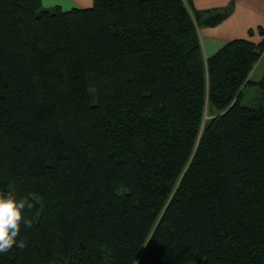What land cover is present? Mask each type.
I'll return each mask as SVG.
<instances>
[{"label":"trees","instance_id":"obj_1","mask_svg":"<svg viewBox=\"0 0 264 264\" xmlns=\"http://www.w3.org/2000/svg\"><path fill=\"white\" fill-rule=\"evenodd\" d=\"M232 7L0 0V264H264V38L198 37Z\"/></svg>","mask_w":264,"mask_h":264},{"label":"crops","instance_id":"obj_2","mask_svg":"<svg viewBox=\"0 0 264 264\" xmlns=\"http://www.w3.org/2000/svg\"><path fill=\"white\" fill-rule=\"evenodd\" d=\"M93 0H41L45 8L60 7L63 10L85 8ZM196 10L222 8L231 1L230 14L215 25L198 28V37L204 58L213 55L226 43L239 38L254 43L264 38V0H186ZM264 57V53L260 56ZM264 71V70H263Z\"/></svg>","mask_w":264,"mask_h":264},{"label":"clouds","instance_id":"obj_3","mask_svg":"<svg viewBox=\"0 0 264 264\" xmlns=\"http://www.w3.org/2000/svg\"><path fill=\"white\" fill-rule=\"evenodd\" d=\"M31 206L27 198L17 197L11 192H0V254L9 251L13 246H25V241L17 237L22 224L30 226L23 214Z\"/></svg>","mask_w":264,"mask_h":264},{"label":"rangeland","instance_id":"obj_4","mask_svg":"<svg viewBox=\"0 0 264 264\" xmlns=\"http://www.w3.org/2000/svg\"><path fill=\"white\" fill-rule=\"evenodd\" d=\"M263 70H264V57L262 56L261 58H259V60L254 65L252 71L250 72L251 80L259 79L260 76L262 75ZM260 96H261V89L259 88V86L256 84H248L243 89L241 103L245 105H253L255 104V102L259 100Z\"/></svg>","mask_w":264,"mask_h":264}]
</instances>
